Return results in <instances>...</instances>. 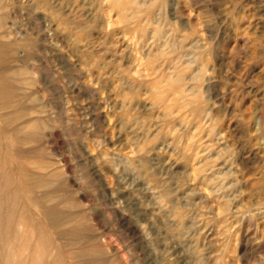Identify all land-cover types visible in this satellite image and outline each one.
I'll list each match as a JSON object with an SVG mask.
<instances>
[{
  "label": "rangeland",
  "instance_id": "1",
  "mask_svg": "<svg viewBox=\"0 0 264 264\" xmlns=\"http://www.w3.org/2000/svg\"><path fill=\"white\" fill-rule=\"evenodd\" d=\"M109 2L0 0L6 27L0 43L19 46L4 65L6 75L27 69L26 77L14 76L17 99L23 111L43 121L40 128L21 131L25 143L3 141L5 150L24 152L28 171L40 183L33 194L41 204L37 223L63 264H177L162 245L171 239L179 209L184 224L214 226L209 251L223 258L219 264H264L254 251L264 240V0H149L148 30L162 27L183 36V45L196 44L178 50L195 60L187 77H201L189 84L198 89L181 109L170 87H157L170 63L147 57L141 33L123 23ZM121 71L139 86L125 91L132 107H124V117ZM20 78L32 79L31 85ZM197 105L207 124L194 113ZM125 118L133 129L120 130ZM5 160L2 168L18 182L16 161ZM211 174L216 180L206 181ZM46 208L58 213L57 226L43 216ZM8 210V203L1 207L3 217ZM250 223L244 227L250 234L247 253L244 245L225 242L229 224ZM196 232L189 231L194 240Z\"/></svg>",
  "mask_w": 264,
  "mask_h": 264
},
{
  "label": "bare ground",
  "instance_id": "2",
  "mask_svg": "<svg viewBox=\"0 0 264 264\" xmlns=\"http://www.w3.org/2000/svg\"><path fill=\"white\" fill-rule=\"evenodd\" d=\"M109 3H111L113 5L112 9H115L117 12H119V15H121L122 19L124 20L123 21L120 18V20H122L123 23L125 22V24L132 26L133 27L132 29H135L141 33V35H142L141 50L147 57H149L152 61H164V62L170 63L169 65L165 64L167 66L163 70V74H162L163 79L160 81L158 80L159 82L157 81V87L158 88L163 87V89H165L164 88L165 85L170 87L173 94H174V97H173L174 100H172V101L174 102V105L177 107H180V109H181V107H184V106L191 104L190 101L188 100V97L190 99V92L193 90L196 93L198 88H197L196 84L195 85L193 84L192 87H191V85L189 86V84L195 83V82H200L201 77H198L196 75H194V76L190 75L188 78L186 75L188 68L194 64L195 60L193 59V57L192 58L189 57V55L191 53L189 55H184L181 52L178 53L179 52L178 50L181 49V47L183 48V46H185V45H183L184 44L183 42L186 41L185 38L183 36H178V34L175 33L174 31L169 32L167 30H164V28H162V27H157L156 25L155 26L157 28L154 27L153 30H150V29L148 30V28H149L148 23L150 22V21L148 22V18L150 19L153 16V13L151 11L153 6H152V3L149 2V0H113V2H111V0H110ZM107 10H108V8H107ZM145 12H146V16H147L146 18L144 16ZM113 27H116V26L113 25ZM3 28H6V27H3V18H0V30H2ZM128 28L130 29L131 27H128ZM3 31L4 32L0 31V37H1L2 33L4 35L5 30H3ZM130 32H132V31H130ZM178 46H180V48H177ZM185 47H188L187 48L188 50L196 49V44L193 43L192 41H190L189 45L185 46ZM103 49L105 50L104 54L110 53L108 51L109 49L106 45H105V48H103ZM17 50H19L18 45H15V44L4 45V44L0 43V209L2 206H4V204H7V203L10 204V210H8L7 214H4L5 215L4 217L2 216L3 213L2 214L0 213V264H63L61 252L59 250H55L56 248L54 249V242L52 241V239L49 240V238L46 236V233L42 229L41 224H38L37 220H36L37 214L35 212V209L37 211L38 208H41L40 207L41 204H38L39 202L37 201V198L35 199L33 197V194L35 193L36 189L40 186V183L38 182L37 179H36L37 181H35L34 178H36V177L34 176V178H32V176L30 174L31 172H29L30 170L28 171V168L23 161V160H25V157L23 155L24 152L23 151L22 152L21 151H19V152L18 151L17 152L11 151L13 148L11 150H5L4 145H3V141L4 142L7 141L6 142L7 144L10 143V146H11V144H15V143L16 144L23 143L24 140L19 135L24 128L30 127V128L36 129L38 127L40 128V126L43 124V121L40 118L34 117V116L32 117L31 116L32 114H29L27 111H23L24 108L20 106L22 101L20 102L17 99L18 98V94H17L18 89H17V86L15 85V82H17V81L15 80L14 76L20 77L21 74H23V72H25L27 69L24 68V70H23L21 67L22 70H19L20 69L19 68V69H17L19 71H13L12 76L8 75V74L6 75L4 65L8 62L9 58H12L10 56L13 55L14 51L17 52ZM186 54H188V53H186ZM114 57H116V56H114ZM16 58H14V60ZM29 59H31V58H29ZM14 62H16V61H13V63ZM171 63H173V64H171ZM23 65H21V66H23ZM153 66H154V64H153ZM157 68H159V67H157ZM11 69H13V68H11ZM123 72L124 71H121L119 84L121 85L120 86V91H121L120 96L124 97V99L122 98L123 103L121 105L122 109L120 112H122V116L124 117V116H126L127 111H123V109H124V107H127L126 102L130 101V100H128L129 97L127 98V96H126L125 91L129 90L130 92H137L139 86L137 85L138 82L135 83L137 80L135 81V80L127 79V76L125 74H123ZM25 73H27V72H25ZM143 73H145V72H143ZM23 76H24V74H23ZM23 76H21V77H23ZM24 77H26V76H24ZM16 79H17V77H16ZM20 79H21L22 84L24 86H30L31 85L30 80H32V79H30V80H29V78L28 79L20 78ZM135 79H136V77H135ZM114 84H116V83H114ZM154 86H155V84H154ZM144 95H146V94H144ZM191 96H194V94ZM150 106H151V104H150ZM131 107H132V102L131 103L129 102V106L127 107L128 111L131 110L130 109ZM196 107H198V105ZM194 113H197L201 116L203 115L202 116V119H203L202 122L203 123L205 122V124H207L208 116L202 111V109L200 107L195 108ZM118 126H119L121 131H125L128 128H132L134 126V123L132 122V120H128L127 118H125L124 120H121L119 122ZM263 130H264V128H263ZM32 135H33V133H32ZM134 138H135V136H134ZM27 141L29 142V140H27ZM3 149L5 150L4 153L2 152ZM9 149H10V147H9ZM239 151L241 153H244V151H246V150L244 147H241V148H239ZM195 156H197V155L195 154ZM221 157H223V156H221ZM5 158L6 159L10 158V159L16 161L18 182H15V178H13V174L8 172V170L4 168V167H7ZM208 160H209V157H208ZM228 164H229V173H231L232 166L230 165V163H228ZM2 166H4V167L2 168ZM225 166H226V164H224V167ZM262 166L264 167V164ZM215 170H218V169H215ZM208 171L209 170H207V172ZM218 172H220V171H218ZM221 173H223V171ZM215 174H216V172H215ZM217 174H219V173H217ZM211 175H209V176L207 175L209 178L207 177L208 180H206V181L209 182L210 178H211V180H212V178L214 179V175L213 174H211ZM222 175H221V177H222ZM219 177H220V175H219ZM222 179H223V177H222ZM214 181L212 180V182H214ZM222 182H221V184L219 182L220 186L222 185ZM230 185H231V182H230ZM233 186H235V185H233ZM225 187H224V189L227 190L228 187L227 188H225ZM229 188H230V186H229ZM218 189H219V187H218ZM214 190H216V189H214ZM247 190H248V188H247ZM164 193H167V192H164ZM171 193H173V192H171ZM171 193H169V195ZM230 195H229V197H230ZM22 196H25V197L27 196V198H29V197L30 198H29V200L26 198L27 201L25 199V203H21L22 201L20 202L19 200L24 198ZM166 197H167V195H166ZM191 197H192V195H191ZM170 198H172V197H170ZM192 199H193V197H192ZM28 206L30 208L32 207L33 209H31V210L28 209ZM176 210L177 211H175L174 214H175V217L177 218V222H176V224H172L174 226V227H172L173 229L169 228L171 239L169 240V242L163 243L162 246H163L164 251L166 253L168 252L169 256H173L174 261L177 264H219L220 256H218V255L215 256L216 253L214 254L213 251H209V246L211 244H214L213 242H214V239L216 236L215 232L211 228L214 226L208 227L207 224H205V225L203 224L202 226L198 225L196 227V225L193 224L192 222H191V224L189 222H188L189 224H184L186 216H184V214L181 212V210H179V209H176ZM2 211H4V210H2ZM2 211H0V212H2ZM55 211L56 210H53L52 208H46V209H44V212H42V213H43V216L49 221V223L51 222L52 225L57 226L56 223L60 219H58L59 215ZM229 212H230V205H229ZM243 217H244V221L245 220L247 221L248 218H246V216H243ZM189 219L192 220L191 218H189ZM42 225H44V224H42ZM203 226H205V227H203ZM244 227L251 228L253 226L251 223L250 224H229V231H228L229 237H227L225 242H227L229 245H230V243H234V245H236V246H237V243H239L241 246L244 244H247L248 243L247 238L249 237L250 234H244ZM195 228H197L196 237H194L195 239L197 238L196 240H194L193 237L192 238L190 237L192 235H189V231H191L192 229L194 230ZM202 228H203V231H201ZM200 231H201V233H200ZM252 232H253V234H251V236L253 235V237H254L257 235V230H255V231L253 230ZM198 235H199V238L197 237ZM166 237H168V235ZM219 241H221V240H218V242ZM263 241L261 240L260 243H257V245L254 248L255 253H257L256 255H258V257L260 258V260L262 262H264V244H262ZM154 243H156V242H154ZM56 245H57V243H56ZM236 246H235V249H236ZM201 247H203V249L206 250L205 254H203L201 249L199 250V248H201ZM242 247H241L242 248L241 250L244 251L245 253H247L248 250H246L247 248H245V245ZM58 248H59V246H58ZM153 248L150 249L151 250L150 255L152 258L150 262H152V263H154L153 260L156 257V255H155L156 251H154L155 249H153ZM211 248H212V246H211ZM225 248H226V246H225ZM229 250H230V248H229ZM216 251H218V249ZM230 251H232V250H230ZM163 255H162V257H163ZM72 264H74V263H72ZM155 264H157V263H155Z\"/></svg>",
  "mask_w": 264,
  "mask_h": 264
}]
</instances>
